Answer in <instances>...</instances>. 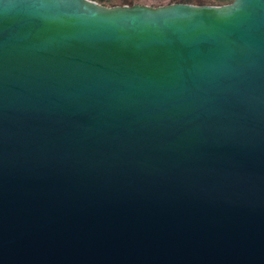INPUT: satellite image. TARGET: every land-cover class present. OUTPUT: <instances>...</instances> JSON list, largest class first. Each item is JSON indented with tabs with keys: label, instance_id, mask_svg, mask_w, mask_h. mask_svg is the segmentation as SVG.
<instances>
[{
	"label": "water",
	"instance_id": "water-1",
	"mask_svg": "<svg viewBox=\"0 0 264 264\" xmlns=\"http://www.w3.org/2000/svg\"><path fill=\"white\" fill-rule=\"evenodd\" d=\"M0 264H264V0H0Z\"/></svg>",
	"mask_w": 264,
	"mask_h": 264
},
{
	"label": "trees",
	"instance_id": "trees-1",
	"mask_svg": "<svg viewBox=\"0 0 264 264\" xmlns=\"http://www.w3.org/2000/svg\"><path fill=\"white\" fill-rule=\"evenodd\" d=\"M100 5L106 7H115V6H135V5H144L145 0H94ZM234 0H188V4L193 5H210V6H223L231 4Z\"/></svg>",
	"mask_w": 264,
	"mask_h": 264
},
{
	"label": "rangeland",
	"instance_id": "rangeland-1",
	"mask_svg": "<svg viewBox=\"0 0 264 264\" xmlns=\"http://www.w3.org/2000/svg\"><path fill=\"white\" fill-rule=\"evenodd\" d=\"M188 0H145L144 5L153 7L167 6L175 3H187Z\"/></svg>",
	"mask_w": 264,
	"mask_h": 264
}]
</instances>
